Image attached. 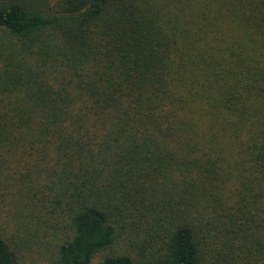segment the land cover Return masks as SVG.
Masks as SVG:
<instances>
[{
  "label": "trees",
  "instance_id": "obj_1",
  "mask_svg": "<svg viewBox=\"0 0 264 264\" xmlns=\"http://www.w3.org/2000/svg\"><path fill=\"white\" fill-rule=\"evenodd\" d=\"M1 32L25 47L0 43V206L64 224L53 264L132 212L148 241L101 264H264V0H0Z\"/></svg>",
  "mask_w": 264,
  "mask_h": 264
},
{
  "label": "rangeland",
  "instance_id": "obj_2",
  "mask_svg": "<svg viewBox=\"0 0 264 264\" xmlns=\"http://www.w3.org/2000/svg\"><path fill=\"white\" fill-rule=\"evenodd\" d=\"M0 43L4 54L6 55L12 51H17L16 58H20L21 55L19 56L18 52L25 47L22 45L21 41L12 38L5 32L0 33ZM22 55L25 56L23 52ZM25 57L30 61L33 59L31 55ZM4 194L3 199L7 202L3 200L0 206V227H4L3 230L6 234L24 235L31 241V250H25L24 257L20 264H53L54 247L59 239L63 237L64 230L61 229V227H63L64 224L62 222H57L54 219L49 220L50 218H44L45 216H42L41 219L31 221L32 223H29L27 226L26 223L23 222L24 220H27V218L18 211L20 204L18 202L19 197L16 188L6 185ZM9 212H11L12 216L8 215ZM131 215L132 216L129 217L126 214H122L119 218L117 215V219L123 222V227H119L120 234L118 240L112 249L99 254L92 264H101L103 258L109 254L119 255L123 253H132L134 252L133 248H131L133 243L142 246L148 241V236L146 234L148 225L146 224L145 219L140 217V214L137 212H132ZM10 217L12 219L7 220ZM53 225H57L59 228V234L55 233ZM26 226L28 228L25 231H22V228ZM206 239L207 242H204L205 248L208 246L214 248L216 246V235L206 236ZM147 250H150V248L147 247Z\"/></svg>",
  "mask_w": 264,
  "mask_h": 264
}]
</instances>
